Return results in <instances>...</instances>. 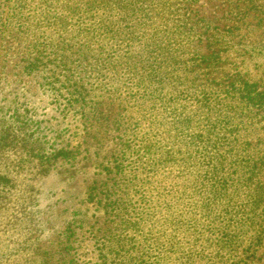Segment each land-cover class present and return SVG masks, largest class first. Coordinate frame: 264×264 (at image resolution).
<instances>
[{"label":"rangeland","instance_id":"1","mask_svg":"<svg viewBox=\"0 0 264 264\" xmlns=\"http://www.w3.org/2000/svg\"><path fill=\"white\" fill-rule=\"evenodd\" d=\"M65 1L0 0V175L11 178L7 186L1 187L7 190L0 192V264H138L144 240L155 243L159 236L165 241H179L186 257L184 264H264V198L260 205L250 198L257 187L264 192V116L246 113L241 103L234 101L232 110L236 107L238 112L233 120L241 132L234 150L220 145L215 151L208 140L211 155L227 157L217 170L221 193L211 213L214 218L210 227L215 229L209 234L214 242L202 234L205 223L190 230L171 229L175 216L190 214L184 203L181 209L175 201L180 195L184 168L164 163L174 150L176 155L180 147L185 151L181 138L173 141L170 137L169 131L175 134L172 108L155 99L152 89L144 91L145 87L131 98L132 81L146 77V67L139 65L114 74L107 65L120 63L117 59L124 54V44L106 35L88 44L80 39L81 28L90 23L87 15L86 23L75 17L63 27L59 13ZM162 1L135 4L134 0H126L143 9L152 7L132 19L136 35L161 39L182 31L177 11L183 12L187 0ZM191 4L197 17L205 18L199 26L203 28V41H197L200 50H208L211 28L218 26L227 38L222 47L225 70L243 72L245 78L258 83L255 88L263 90L264 0H193ZM247 10V18L242 21L243 16L237 13ZM67 12L63 9V14ZM231 27L232 41L226 36ZM189 45L190 41L186 48ZM92 92L95 94L91 96ZM110 96L118 97L117 101ZM123 100H127L123 115L134 117L127 133L115 130L113 125L100 132L88 124L96 115L106 116L96 107H109L115 114L120 110L118 102ZM187 105L192 113L198 107L196 100H188ZM232 110L222 115L232 114ZM217 116L213 111H201L189 133L207 135L210 128L225 132L222 125L226 124H220ZM87 127H93L91 135ZM94 130L100 132L99 136ZM120 143L125 155H112L119 151ZM239 143L246 146L247 152ZM61 147L78 152L76 159L59 160ZM117 155L125 159L124 168L133 173L127 178L136 184L131 185L130 192L144 216L141 226L116 225V213L104 205L107 200L105 207L98 200L88 202L94 183L99 186L100 198L109 197L104 185ZM244 159L253 165L255 159L259 161L252 178ZM235 160L239 161L237 167L231 164ZM198 161L186 168L187 175ZM169 202L175 214L168 209ZM225 209L240 217L244 225L230 228L240 232L227 249H221L218 233L228 227L222 217ZM135 220L140 218L136 216ZM68 222L74 232L69 245L66 239L62 242ZM256 237L263 238L261 246L254 247ZM66 244L69 254L63 255L61 246Z\"/></svg>","mask_w":264,"mask_h":264},{"label":"trees","instance_id":"2","mask_svg":"<svg viewBox=\"0 0 264 264\" xmlns=\"http://www.w3.org/2000/svg\"><path fill=\"white\" fill-rule=\"evenodd\" d=\"M134 1L136 4L138 2L141 3L142 0ZM192 1L187 0L185 5H182L181 9L183 12L177 11L179 16L178 24L182 31L177 36L172 35L161 39L157 37L149 39L135 34L137 31L133 29L132 19L138 13L150 11L152 7L143 9L141 6L138 7L133 4V2L127 4L126 0H66L63 3V7H61L62 12L59 13V20L62 21L61 24H64L63 27H65L73 22L75 17L81 19L78 22L86 23L85 15L90 16L91 18L88 20L90 23H86L89 24L88 27H82L81 32L78 34V37L85 39L87 44L97 39L99 35L120 39L121 43L124 44V54L117 59L120 60V63L113 64L111 62L107 65L108 69L114 74H120L123 69H135L139 65L146 67L148 70L146 77H136L132 81L130 86L132 90L131 98H135L139 89L145 87L144 91L152 89L155 99L167 102L169 107L172 108L174 115L173 127L175 134L169 131L170 137L173 138V141L176 138H181V143L185 148V151H183L182 147H180V153L176 155L173 147L174 154L167 155L168 159L164 162L166 164L176 163L177 166L181 165L184 168L185 171L181 173L183 178H181L180 195H177L175 201L180 204L181 209L184 203L186 211L190 213L189 215L175 216L173 218L175 226L170 224V228H175L177 231L182 229L190 230L191 227L197 228L205 223L206 226L203 229L206 231L202 234L209 236L208 241L214 242V239L209 234H213V229H215L210 227L211 218H214L211 213L214 212V204L219 203V195L221 193L220 178L217 170L218 165L222 166L227 157L225 154L217 157L211 155L207 151L209 146L207 143L210 140V147L215 149V151L220 145L229 146L230 150H234L238 139L240 140L241 138V132L237 127L238 124L235 123V119L233 120L234 114L238 112V109L235 107L232 110V104L234 101H239L242 105V111L249 112L251 115L255 113L264 116V89L255 88L258 83L250 78H245L243 72L225 70L224 61L222 60L226 59L223 55L222 47L227 38H224L225 34L217 28L218 26L212 27L213 31L210 34L208 33L207 39L209 43L206 42L207 46L209 45L208 50L205 52L200 50V45L197 41H203V28H199V26L205 21V18L197 17L198 13L194 4H191ZM162 2H165V0ZM161 4L165 5V3ZM63 9L68 12L63 14ZM248 13V10L241 11L237 15H242L241 20L244 21ZM233 34L234 29L229 31L226 36L232 41L233 36L229 35ZM188 41H190V45L186 48ZM81 94L84 97L87 96V93L83 90ZM94 94L92 92L91 96ZM117 98L110 96V99L115 102ZM229 99L231 101H228ZM188 100L197 101L198 107L193 113L188 108ZM126 102L124 100L118 102L120 110L115 114L109 111V107H96V110L101 111L102 114L104 113L106 118L96 115L95 120L89 119L90 123L88 124L93 125L100 132L104 127L110 128L113 125L115 130L127 133L132 127L131 124L134 121V117L131 114L129 116L127 114L123 115ZM231 110L232 114L222 115ZM201 111L216 112L220 124H226V126L222 125L225 127V132L220 133L210 128L207 135L199 133V131L189 133L193 129L196 117L200 116ZM110 115H114L113 118ZM92 128L87 127L88 135L92 134ZM213 131L215 133L212 135ZM98 132L94 130L96 136H99L100 132ZM185 132L187 133L186 135L179 136ZM211 135L212 137L208 139L207 136ZM176 144H179V142ZM238 146H242L244 148L242 151L247 152L243 143H239ZM118 149L119 151L113 152L112 155L119 154L124 156L125 154L121 152L123 144L120 143ZM77 155L78 152L70 148H59V160H75ZM116 159L115 166L108 169L110 179L104 185L109 197L107 199L100 198L98 196L99 186L94 183L88 193V202L94 203L98 200L97 202L103 205L104 200H107L108 203L104 205L107 210L111 207L112 211L116 213L113 214L115 217L113 222L116 225L119 223L127 227L137 226V224L141 226L144 216L141 212H138L141 209L136 207L130 192L131 185L136 184L131 182V178H127L133 173L128 172L124 168L126 166L124 164L125 159L118 155ZM197 159L199 161L196 163L194 170L187 175L186 168H189L190 163ZM243 161L247 167L250 166L248 171L250 172V178H252L256 172L258 159H255V165L251 164L252 161L248 159ZM231 164L237 167L239 161H231ZM134 178L137 180L136 174H134ZM10 181V177L0 175V192L7 190L1 187L7 186ZM252 192L251 201L255 205H260L259 202L264 198V192L259 187ZM167 207L175 214L170 202ZM222 212L224 213L222 215L223 220L226 221L228 227L222 228L224 231L218 233L220 237L219 246L221 249H227L235 241L237 233L240 232L230 228H242L244 223L240 217L228 212L227 209ZM174 214H168V217H173ZM136 216L140 220L136 221ZM70 225V222L66 224L68 230L64 233L66 237L62 239V242L66 239L65 242L68 245L72 233H74L70 229ZM110 230V232H114L115 227ZM257 236L260 237L259 235ZM258 237L255 239L254 247L261 246L263 242V238ZM156 239L158 240L155 243L148 238L144 240L142 246L139 247L141 253L136 259L138 264H184L183 260L186 257L178 246L179 241L177 239L171 238L165 241L163 236H159ZM67 244L63 245L64 247L61 246L63 255L64 253L69 254L70 247ZM63 249L65 252H63Z\"/></svg>","mask_w":264,"mask_h":264}]
</instances>
